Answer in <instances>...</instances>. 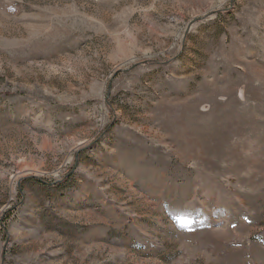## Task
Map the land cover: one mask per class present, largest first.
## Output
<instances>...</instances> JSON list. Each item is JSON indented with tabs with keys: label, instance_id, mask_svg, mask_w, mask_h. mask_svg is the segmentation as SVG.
<instances>
[{
	"label": "rangeland",
	"instance_id": "1",
	"mask_svg": "<svg viewBox=\"0 0 264 264\" xmlns=\"http://www.w3.org/2000/svg\"><path fill=\"white\" fill-rule=\"evenodd\" d=\"M0 264H264V0H0Z\"/></svg>",
	"mask_w": 264,
	"mask_h": 264
}]
</instances>
